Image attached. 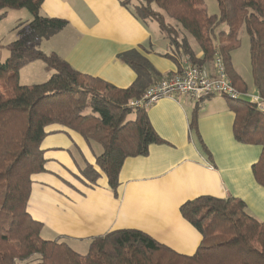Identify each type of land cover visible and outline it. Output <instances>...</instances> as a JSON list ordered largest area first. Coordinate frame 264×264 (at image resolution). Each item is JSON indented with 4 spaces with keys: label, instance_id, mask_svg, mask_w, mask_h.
<instances>
[{
    "label": "trees",
    "instance_id": "16d2710c",
    "mask_svg": "<svg viewBox=\"0 0 264 264\" xmlns=\"http://www.w3.org/2000/svg\"><path fill=\"white\" fill-rule=\"evenodd\" d=\"M43 0H0V11L26 10L30 21L18 38L6 45L7 58L0 60V264H264V222L246 212L235 197L200 196L179 208L181 218L201 237L195 253L183 256L130 229L115 230L93 238L85 253L76 252L64 240L41 238L42 223L27 212L32 175L44 171L41 143L49 125L79 134L102 152L95 166L105 175L109 190L117 195L120 169L129 157L145 156L151 144L161 143L145 109L126 104L138 99L152 85L172 76L159 75L136 50L118 59L136 74L125 89L82 74L54 53L35 46L67 26L58 18L42 16ZM218 15H209L204 0H124L121 5L141 23L154 21L168 41L173 56L166 55L180 71L187 58L197 67L210 68L219 58L233 86L247 92V84L232 66L231 54L240 46L243 27L249 42L252 86L264 100V0H216ZM5 13L1 15V18ZM174 27L190 34L200 56L184 40L176 46ZM227 31H217L220 24ZM39 61L51 72L41 84L23 86L18 73ZM201 102V101H200ZM190 128H196L197 106ZM234 114L233 139L260 148L251 166L256 184L264 188V114L244 99L230 101ZM133 117V118H131ZM209 156V153H207ZM81 176L90 184L100 177L87 165Z\"/></svg>",
    "mask_w": 264,
    "mask_h": 264
},
{
    "label": "crops",
    "instance_id": "0c3cea01",
    "mask_svg": "<svg viewBox=\"0 0 264 264\" xmlns=\"http://www.w3.org/2000/svg\"><path fill=\"white\" fill-rule=\"evenodd\" d=\"M123 1L43 0L41 15L65 20L67 26L35 46L45 54L54 53L76 71L119 89L136 79L134 71L118 59L131 50L140 53L159 75L177 73L179 66L165 57L173 56L166 38L163 36L164 50H158L160 38H152L149 21H138L121 5ZM3 13L5 18L9 14L7 10L0 11ZM193 51L200 56L199 50ZM34 68L48 77L51 74L42 63L32 62L19 70V84L23 71ZM199 103L195 129L190 128V120L196 102L189 97H163L145 109L162 142L151 144L145 156L125 159L116 196L95 166L99 146L62 126H47L40 146L44 171L31 177L26 208L42 223L41 236L46 232L47 240H64L84 253L93 238L130 229L179 255L191 256L201 237L181 218L179 208L200 196L238 198L250 216L264 222V188L251 174L260 148L233 139L234 114L229 100L212 96ZM87 165L100 175L95 184L81 176Z\"/></svg>",
    "mask_w": 264,
    "mask_h": 264
},
{
    "label": "built area",
    "instance_id": "2783aa9c",
    "mask_svg": "<svg viewBox=\"0 0 264 264\" xmlns=\"http://www.w3.org/2000/svg\"><path fill=\"white\" fill-rule=\"evenodd\" d=\"M173 95L189 97L196 103L212 96H220L229 101L246 99L259 113L264 114V100L258 93L237 90L219 58L215 59L211 69L194 66L186 58L179 72L150 86L138 99L130 100L126 107L134 110L146 109L158 99Z\"/></svg>",
    "mask_w": 264,
    "mask_h": 264
},
{
    "label": "rangeland",
    "instance_id": "374dc122",
    "mask_svg": "<svg viewBox=\"0 0 264 264\" xmlns=\"http://www.w3.org/2000/svg\"><path fill=\"white\" fill-rule=\"evenodd\" d=\"M204 2L207 13L209 15H218L216 0H204ZM7 11L9 12V14L8 16H6V18L5 17L1 18L0 16L1 45H6L10 42L15 41L18 38L19 30L23 28L25 25H27L30 21V15L26 10H7ZM167 23L170 24L173 31L176 33V36H174V39L176 40V46L182 45L183 41L185 40L193 49L198 50L197 44L190 34L179 29V27L175 28L174 25L168 20ZM148 26L151 30L152 38L155 41H157L160 38L158 42V50L163 51L165 48V41L163 39L164 35L162 33L161 34L159 33L157 25L154 21H149ZM227 29L228 26L225 23H222L217 28V31H227ZM238 36L240 39V46L231 54L232 66L246 82L247 93L256 94L257 91H255V89L252 86L251 73H250L248 36L243 27L240 29ZM6 58H7V52L5 49H2L0 60L3 62ZM38 63L41 62L38 61ZM48 78H49L48 74L42 72L40 69L34 68V71L24 70L21 75L20 84H25L23 86L41 84L46 80H48ZM98 149L101 153V149L99 147ZM44 231H48V229L45 228ZM45 233L46 232L42 234L41 238L43 239L48 238Z\"/></svg>",
    "mask_w": 264,
    "mask_h": 264
},
{
    "label": "bare ground",
    "instance_id": "6f19581e",
    "mask_svg": "<svg viewBox=\"0 0 264 264\" xmlns=\"http://www.w3.org/2000/svg\"><path fill=\"white\" fill-rule=\"evenodd\" d=\"M188 60V59H187ZM189 61V60H188ZM190 62V61H189ZM173 76V75H172ZM172 76H170V77H172ZM170 77H167V78H170ZM167 78H165V79H167ZM165 79H163V80H165Z\"/></svg>",
    "mask_w": 264,
    "mask_h": 264
}]
</instances>
